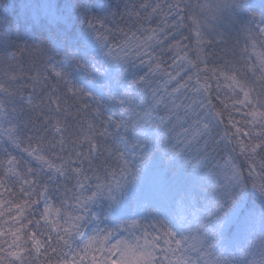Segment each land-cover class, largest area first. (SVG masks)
Here are the masks:
<instances>
[{
    "label": "snow or ice",
    "instance_id": "obj_1",
    "mask_svg": "<svg viewBox=\"0 0 264 264\" xmlns=\"http://www.w3.org/2000/svg\"><path fill=\"white\" fill-rule=\"evenodd\" d=\"M94 7L0 27V264H264V0Z\"/></svg>",
    "mask_w": 264,
    "mask_h": 264
},
{
    "label": "trees",
    "instance_id": "obj_2",
    "mask_svg": "<svg viewBox=\"0 0 264 264\" xmlns=\"http://www.w3.org/2000/svg\"><path fill=\"white\" fill-rule=\"evenodd\" d=\"M82 3L86 4L91 8L90 16L94 15L98 12L99 5H104L106 7L111 8L113 11L122 12L127 5L131 8L133 5L139 6L141 0H7L9 5L6 17L0 15V27H4V20L7 19V28L9 30V34L15 37L17 32L25 33L29 37V43L36 42L42 39L45 36H48V32L46 28H49L51 33L60 32L63 33L65 30L69 35L75 36L78 34V30L80 27V16L79 13L76 12L73 14L70 23H50L42 14V10L40 8L41 5H45L48 3L56 4L61 8L69 3ZM256 3H259V0H256ZM2 11V10H0ZM37 15H39V19H34ZM117 22L120 21L121 17L117 15L115 18ZM127 21V17L124 18ZM124 27V24L120 25ZM111 27V25H109ZM239 27V25L237 26ZM167 59V57H165ZM140 74H143V70L140 71ZM87 102V101H86ZM110 131H114V129H110ZM27 141L21 145V147H26ZM14 155H18V152H14ZM26 155V154H25ZM33 166L35 167V162H33ZM161 196H175V193L165 192L161 193ZM182 195V193H181ZM176 198H179L178 196ZM256 204L259 205L260 201L257 199Z\"/></svg>",
    "mask_w": 264,
    "mask_h": 264
},
{
    "label": "rangeland",
    "instance_id": "obj_3",
    "mask_svg": "<svg viewBox=\"0 0 264 264\" xmlns=\"http://www.w3.org/2000/svg\"><path fill=\"white\" fill-rule=\"evenodd\" d=\"M46 29H47L48 35H50V34H51V32H50L49 28H46Z\"/></svg>",
    "mask_w": 264,
    "mask_h": 264
}]
</instances>
